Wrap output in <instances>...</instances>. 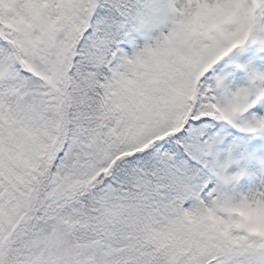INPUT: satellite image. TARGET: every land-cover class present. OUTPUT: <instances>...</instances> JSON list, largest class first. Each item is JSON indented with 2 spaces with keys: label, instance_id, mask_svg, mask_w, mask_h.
I'll use <instances>...</instances> for the list:
<instances>
[{
  "label": "snow or ice",
  "instance_id": "6c2138e0",
  "mask_svg": "<svg viewBox=\"0 0 264 264\" xmlns=\"http://www.w3.org/2000/svg\"><path fill=\"white\" fill-rule=\"evenodd\" d=\"M0 264H264V0H0Z\"/></svg>",
  "mask_w": 264,
  "mask_h": 264
}]
</instances>
